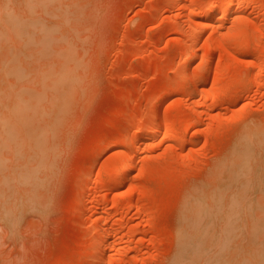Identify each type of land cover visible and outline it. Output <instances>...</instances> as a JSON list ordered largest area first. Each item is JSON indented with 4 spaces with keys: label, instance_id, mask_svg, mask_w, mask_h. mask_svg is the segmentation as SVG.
I'll list each match as a JSON object with an SVG mask.
<instances>
[{
    "label": "rangeland",
    "instance_id": "1",
    "mask_svg": "<svg viewBox=\"0 0 264 264\" xmlns=\"http://www.w3.org/2000/svg\"><path fill=\"white\" fill-rule=\"evenodd\" d=\"M219 1L0 18V89L31 115L0 125V264H264V0Z\"/></svg>",
    "mask_w": 264,
    "mask_h": 264
},
{
    "label": "bare ground",
    "instance_id": "2",
    "mask_svg": "<svg viewBox=\"0 0 264 264\" xmlns=\"http://www.w3.org/2000/svg\"><path fill=\"white\" fill-rule=\"evenodd\" d=\"M1 3H0V18L1 17H4V16H6V17H9L10 18V20H11V22H15L17 19H20L21 21H23L24 23H25V25H27L28 27L30 26V22H31V20H29L28 19V16H24V18H26V19H22L23 17L22 16H20L21 14H19V12H18V7H16V5H17V0H1L0 1ZM213 3V2H212ZM245 3V2H244ZM241 4H243V1L242 0H222V1H219L218 3H216V2H214L213 3V5H211L210 4V6H211V9H215V10H217V9H222V10H224V9H226L227 7L229 8V7H232V8H238V6H241ZM19 5V4H18ZM25 6V7H24ZM23 7H24V9L26 10V12H27V5H23ZM207 7V6H206ZM210 7H207L206 9L208 10ZM21 9H22V6H21ZM23 10V9H22ZM211 11V10H210ZM214 16L216 15V14H213ZM212 15V16H213ZM211 16V17H212ZM213 16V18L211 19L212 21H213V23L211 24V30L213 31V33H212V35L214 34V35H216L217 34V30H219L218 29V27H216V21H218L219 19H220V17H219V15H217V17H219L218 18V20L216 19V17H214ZM29 17H31V16H29ZM216 20V21H215ZM5 21H6V19H4L3 20V24L5 23ZM214 22H216L215 24L216 25H214ZM219 22V21H218ZM243 23V22H242ZM209 25H210V22H209ZM218 25H219V23H218ZM241 27V29H242V26H240ZM30 29V28H29ZM240 29V28H239ZM242 31V30H241ZM245 31V30H244ZM244 31L243 32H241L243 35H244ZM220 32V31H219ZM218 32V33H219ZM246 33V32H245ZM239 33L238 34H236L235 36H237L236 38H239ZM191 37H192V35H190V41L194 44V42H195V39H194V37H192V39H191ZM213 37V36H212ZM215 37V39H217L218 40V42L219 43H221L220 41H224L223 39V37H222V39H221V36H214ZM245 37V36H244ZM219 38H220V41H219ZM235 38V39H236ZM215 39H213V41L212 42H214L213 44H216V43H218V42H216L215 43ZM238 40V39H237ZM237 40L235 41V42H237ZM240 40H243V39H240ZM239 41V40H238ZM242 43V45L240 44V46H244V44H243V42L244 41H241ZM216 44V45H218L217 47H219L221 44ZM245 43V42H244ZM239 44V42L237 43V45ZM216 45H214L215 47H216ZM239 46V45H238ZM239 46V47H240ZM192 61V59H189L187 62H188V65H189V62H191ZM222 64H224V66H225V63L224 62H221ZM220 63V64H221ZM254 63V62H253ZM253 63L251 64V65H253ZM256 64H258V62H255ZM254 63V64H255ZM219 64V63H218ZM218 65L219 67V69L221 68V70H219L220 71V73L222 74L226 69L228 70V68H226V67H224V68H222L221 67V65ZM255 64V65H256ZM260 64V63H259ZM217 66V65H216ZM257 66V65H256ZM253 67H255L254 65H253ZM257 68H259V66H257ZM216 69H217V67H216ZM216 69L214 70V71H216ZM222 69H223V71H222ZM225 69V70H224ZM255 69H256V67H255ZM226 70V71H227ZM251 70H253V69H251ZM257 70V69H256ZM259 70V69H258ZM257 70V71H258ZM218 70L216 71V72H219ZM226 71H225V73H226ZM230 73H234V72H236L235 70H234V72L232 71H230V70H228ZM255 71V70H254ZM256 72V71H255ZM253 73L252 75H249L250 77H251V81L252 82H255V81H257V83H258V80H259V78L257 79V74L256 73ZM189 73V72H188ZM183 73L182 75H183V77H188L189 76V74H191V73ZM220 73H219V75L218 76H223V75H226L225 73H223V75H220ZM237 73V72H236ZM216 74H214L215 75V79H214V83L213 84H216L217 82H218V78H216ZM227 74L229 75V73L227 72ZM250 74H251V71H250ZM197 76V75H193V78L195 79V77ZM189 77H192V75L191 76H189ZM198 77H200V75L198 76ZM198 77H196L198 80H202V77H200L201 79H199ZM259 77V76H258ZM221 78H219V80H220ZM196 80V79H195ZM224 80V81H223ZM225 80H226V77L225 76H223V79L221 80V83L222 82H225ZM219 83V82H218ZM218 83H217V85H216V90L215 91H219V90H217V89H221V88H217V86H218ZM221 83H219V84H221ZM256 83V82H255ZM214 86V85H213ZM219 86H222V85H219ZM214 88V87H213ZM213 90V91H214ZM216 92H214V94H215ZM23 101V98H21L20 97V95L19 94H17L16 92H13L11 89H0V125H2V124H4V125H6V124H8V123H10V122H16V123H24V122H28L30 119H31V115L30 116H26L25 114H24V112L27 110V108H28V106H20V103L19 102H22ZM158 120V119H157ZM163 120H165L166 121V119H163ZM152 121H154V126L155 125H157V122L158 121H156L155 119L153 120H151V123H153ZM164 121V122H165ZM167 122V124H170V122L168 123V121H166ZM166 124V123H165ZM153 126V125H152ZM171 126V125H170ZM167 126H165V128H166ZM167 128H169V126L167 127ZM173 129H174V127H173ZM172 129V126H171V129L169 128V131H171V132H169V131H167V133L169 132V133H173L174 131H172L173 130ZM168 133V134H169ZM175 133V132H174ZM173 133V134H174ZM177 136V135H176ZM175 136V137H176ZM173 137V136H172ZM171 137V139H173V140H175L176 138H178V136L174 139V137L172 138ZM187 137V136H186ZM143 139V138H142ZM178 139H180V138H178ZM182 139V138H181ZM184 139H185V137H184ZM252 139V138H251ZM128 140V139H127ZM126 140V141H127ZM139 140H141V139H139ZM125 141V140H124ZM131 140H129V142H130ZM128 142V141H127ZM128 142V143H129ZM143 142H145V140L144 141H142V142H140V143H142V144H144ZM127 143V144H128ZM139 143V144H140ZM123 144H126L125 142H123ZM140 146V145H139ZM131 159H129V161H125L124 163H123V165H122V167H121V169L122 170H129L130 168H132V164H133V162H131L130 161ZM120 169V170H121ZM120 170H118L117 171V174L116 175H118L119 174V172H120ZM121 170V171H122ZM96 179V178H95ZM95 181H98V180H95ZM100 227V229H101V226H99ZM100 229H97L98 231H100ZM100 232H98V234H97V236H96V238H95V241H94V249H96V250H98V249H101L102 247H103V245H102V237H101V235L99 234Z\"/></svg>",
    "mask_w": 264,
    "mask_h": 264
}]
</instances>
